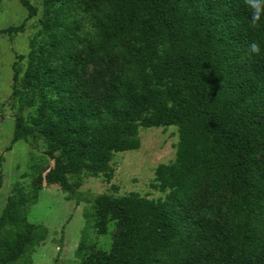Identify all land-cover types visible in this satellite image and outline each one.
I'll list each match as a JSON object with an SVG mask.
<instances>
[{"label":"trees","instance_id":"obj_1","mask_svg":"<svg viewBox=\"0 0 264 264\" xmlns=\"http://www.w3.org/2000/svg\"><path fill=\"white\" fill-rule=\"evenodd\" d=\"M27 19L37 13L18 0ZM40 39L12 63L10 145L45 140L42 182L73 192V175L112 176L116 152L136 150L140 128L175 126V159L155 168L152 199L93 197V222L117 230L108 249L78 245L79 264H264V17L243 0H43ZM25 22L0 30L12 36ZM256 41L260 55L247 53ZM121 69L96 100L79 84L99 52ZM26 62L24 70L20 63ZM216 218L197 213L202 192ZM16 188L0 214V264H27L45 229L27 221ZM29 238L28 235L35 233Z\"/></svg>","mask_w":264,"mask_h":264},{"label":"rangeland","instance_id":"obj_2","mask_svg":"<svg viewBox=\"0 0 264 264\" xmlns=\"http://www.w3.org/2000/svg\"><path fill=\"white\" fill-rule=\"evenodd\" d=\"M43 0H29L37 13L27 19L26 9L18 0H0V30L25 22L24 31L9 36L0 34V214L7 197L20 187L28 196L27 221L32 226L45 229L44 238L35 240L29 252L27 264H79L78 245L108 249L117 226L113 221L107 225L105 234L96 232L93 222L92 199L101 193L114 196L135 192L152 199H164L152 185L158 164L175 159L178 141L175 126L140 128V145L136 150L116 152L110 161L112 176L107 180L97 176L79 174L70 177L79 186L73 192L63 191L57 184L42 182L36 193L31 190L34 166L36 169L51 167L53 162L44 154L45 140L10 145L13 133L15 110L9 99L11 93L12 63L15 55L26 54L31 42L39 41ZM24 70L26 62L20 63ZM121 69V60L116 50L99 52L78 76L79 84H86L88 96L96 100L106 90V84ZM202 192L195 197L197 213L216 218L218 201ZM32 233L29 236L35 235Z\"/></svg>","mask_w":264,"mask_h":264},{"label":"clouds","instance_id":"obj_3","mask_svg":"<svg viewBox=\"0 0 264 264\" xmlns=\"http://www.w3.org/2000/svg\"><path fill=\"white\" fill-rule=\"evenodd\" d=\"M244 5L250 10L251 26H258V23L264 17V0H243ZM247 53L250 55H260L261 46L258 42L253 41L247 45Z\"/></svg>","mask_w":264,"mask_h":264}]
</instances>
